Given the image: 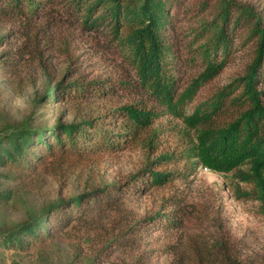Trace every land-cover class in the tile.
Listing matches in <instances>:
<instances>
[{"label":"trees","instance_id":"16d2710c","mask_svg":"<svg viewBox=\"0 0 264 264\" xmlns=\"http://www.w3.org/2000/svg\"><path fill=\"white\" fill-rule=\"evenodd\" d=\"M38 80L36 103L61 106L0 129V207L125 149L140 166L0 220V248H34L36 264H264V241L251 248L182 190L161 195L150 216L130 202L202 167L234 172L253 187L235 198L263 204L264 0H0V81L17 92ZM175 130L184 143L169 147ZM148 224L163 232L157 246Z\"/></svg>","mask_w":264,"mask_h":264},{"label":"rangeland","instance_id":"374dc122","mask_svg":"<svg viewBox=\"0 0 264 264\" xmlns=\"http://www.w3.org/2000/svg\"><path fill=\"white\" fill-rule=\"evenodd\" d=\"M50 67L57 76L61 77L65 69V62L59 58L50 61ZM227 68L216 78V83H222L229 74ZM100 71L94 70L97 74ZM41 80L35 85H27L22 90L14 92L8 89L0 81V129L5 123H16L26 116L37 117L46 111V115L52 110L58 114L61 104H55L52 109L48 106L41 108L36 103L37 93L42 91ZM66 120V119H64ZM163 123L170 126L171 122L162 119ZM173 123L171 124V126ZM180 127V126H178ZM183 134L178 131H169L164 136L165 143L169 147H177L184 143ZM141 155L135 150H122L116 154L107 156L101 164L94 166L90 172H85L80 177H68L58 179L50 177L34 192L30 187L20 188L17 191L13 207H0V220L11 224L23 219L27 214L38 210L44 201L56 196H66L70 192H79L84 189L85 181L96 183L99 178L113 179L122 182L140 166ZM183 165V162H181ZM177 167V166H176ZM252 184L240 181L234 172L218 174L205 168L198 167L194 174L187 175L184 179H176L170 187L161 189H148L140 196H131L130 202L138 215L150 216L159 208V197L173 190H182L188 194L189 200L204 201L210 213L217 212L227 222L229 228L236 235H245L248 245L253 249H258L260 243L264 241V217L259 209L262 203L257 200H247L244 197L235 198L237 191H251ZM264 205V202L263 204ZM144 231V237L148 241H153L152 246H157L164 240L163 232L157 226L150 227ZM146 227V226H145ZM63 244H60V248ZM33 250L16 251L10 248H0V264H36L33 263ZM165 256H159L158 261H164ZM56 262V260H54Z\"/></svg>","mask_w":264,"mask_h":264}]
</instances>
